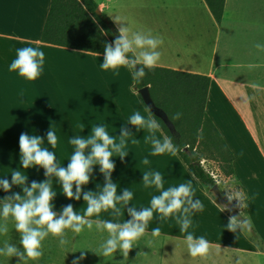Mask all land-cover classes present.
<instances>
[{
    "label": "crops",
    "instance_id": "1",
    "mask_svg": "<svg viewBox=\"0 0 264 264\" xmlns=\"http://www.w3.org/2000/svg\"><path fill=\"white\" fill-rule=\"evenodd\" d=\"M95 1L116 26L119 18L132 31H151L163 39L159 48L162 55L156 66L211 78L206 111L234 154L233 177L246 190L254 231L227 229L232 215L222 204L218 184L209 191L178 152L151 155L152 145L145 139L151 133L128 123L137 111L145 118L153 116L136 91L132 69L122 66L103 70V54L41 40L51 0H0V178L10 181L13 170H20L27 177V186L33 180L47 179L43 168L24 169L20 164L21 132L44 137L43 147L54 151L60 166L67 167L75 148L71 138H87L93 125H104L119 142L120 129L127 126L132 133L125 148L128 155L123 161L113 157L116 168L112 180L117 184L118 194L128 189L133 199L126 208L117 204L123 213L118 218L109 209L90 219L122 223L131 219L127 208L150 207L151 198L159 195L161 189L145 187L143 172L159 171L164 178V189L191 179L193 199H199L204 205L203 211L191 214L192 226L188 230L196 237H205L212 246L207 257L198 259L208 264L211 261L213 264H252L254 256L262 261L264 255L256 238L264 242V51H259L255 44H264V0H226L221 22L216 21L205 0ZM133 3L146 5L147 11L134 10ZM29 46L45 53L41 75L32 81L20 76L18 71H9L17 49ZM52 127L58 137L55 149L46 138ZM164 135L163 129L156 133L161 140ZM145 158L150 161L147 165L142 163ZM93 167L92 179L83 186L84 191H99L105 183L100 166ZM52 187L57 193L52 201L54 211L59 213L65 205L72 204L78 214H84L87 205L83 197L79 201L69 200L56 178H52ZM17 192L23 195L19 185H13L11 192L0 188V199ZM177 214L161 221L160 214L154 212L140 240L147 243L146 239L171 237L183 242L186 233L176 223ZM156 227L161 229L158 238L151 236ZM107 235L95 226L79 234L69 229L66 247L61 248L58 239L46 243L51 247H45L43 241V255L38 260H28L27 264H73L74 261L78 264H156L154 253L139 251L137 246L127 259L120 250L103 257L99 246ZM0 259L13 261L7 264L19 261L18 257L0 256ZM158 260H163V256Z\"/></svg>",
    "mask_w": 264,
    "mask_h": 264
},
{
    "label": "clouds",
    "instance_id": "2",
    "mask_svg": "<svg viewBox=\"0 0 264 264\" xmlns=\"http://www.w3.org/2000/svg\"><path fill=\"white\" fill-rule=\"evenodd\" d=\"M118 35L112 42L104 45L103 70H116L122 66L132 69V77L140 82L146 75L145 69H153L161 58L159 48L164 41L161 37L155 36L151 31H132L130 26L116 19ZM255 47L264 51V44L257 43ZM98 54L99 53H95ZM45 53L38 47H24L17 49L16 58L9 66V71H18L19 75L27 80L37 79L43 70ZM139 66V67H137ZM249 67H253L250 65ZM182 113L177 112L172 119L179 120ZM128 123L136 126L137 130L146 129L151 135L145 137L152 145L151 155H162L165 153L175 154L178 150L173 137L163 136V140L156 136L162 131L161 124L149 116L145 118L139 111L129 117ZM119 142L116 137L109 134L104 125H93L91 134L85 138L75 136L70 143L75 146L67 167L60 166L54 151L43 147L44 137L29 135L21 132L19 136L20 164L24 169L39 166L45 170L46 180L37 182L33 180L27 186V177L20 170H13L11 180L0 178V188L5 192H11L13 185L23 188V195L12 193L0 199V235H6L9 231V218L14 222V228L20 234L19 244L23 251L16 245L4 241L0 247V256L18 257V264H27L28 260H38L43 255V241L52 235L57 237L59 245L64 248L69 244L66 230L79 234L87 228L107 232V238L99 246L100 255L103 257L112 256L120 250L125 259L129 252L145 234L149 221L152 220L154 212L160 214L159 219L175 215L176 223L180 225V231L186 233L184 244L192 258L207 257L211 251L210 242L205 237H196L189 232L192 226L191 214L196 211H203L204 205L199 199H193L194 188L192 180L181 183L178 186L164 189V178L159 171L143 172V184L145 187L155 186L161 189L159 195H154L150 201V207L127 208L130 220L124 222H113L112 220L90 219L93 215L99 214L102 210H112L113 217H120L123 213L117 204L126 208L133 199V193L124 189L122 194L117 193V184L112 180V173L116 168L113 157L123 159L128 155L125 151L127 140L132 136L130 129L125 126L120 129ZM47 143L55 149L58 137L53 127L46 133ZM136 143L135 140L132 141ZM115 154V155H114ZM147 165L150 161L145 158L142 161ZM94 165H99V171L105 177V183L99 191H84L83 186L89 184L92 179ZM52 178L58 179L63 194L69 200L79 201L81 197L86 202L84 214H78L72 204L65 205L58 213L53 210L52 201L57 193L53 191ZM228 200H237V207L244 209L247 204L245 197L239 191H229ZM227 207V206H225ZM224 208L222 209V211ZM232 232L237 230L251 231V223L244 216L243 211L239 216L233 215L226 225ZM161 229L156 227L152 230L151 236L158 238ZM83 258V254L81 256ZM73 264H78L74 261Z\"/></svg>",
    "mask_w": 264,
    "mask_h": 264
},
{
    "label": "trees",
    "instance_id": "3",
    "mask_svg": "<svg viewBox=\"0 0 264 264\" xmlns=\"http://www.w3.org/2000/svg\"><path fill=\"white\" fill-rule=\"evenodd\" d=\"M205 1L216 21L221 22L226 0ZM118 34L117 26L99 9L95 0H51L41 40L63 47L104 54L105 43L112 42ZM145 72L146 75L140 82L135 81V86L137 89L149 86L156 105L167 113L175 125L176 132L172 133L164 120L150 111L161 124L165 134L173 137V142L178 146L177 152L191 172L209 191L217 184L216 178L203 165V158L196 150V145L200 144L205 147V151L210 150V153L217 157L224 174L233 177L234 154L206 111L211 78L161 66L145 69ZM177 112L182 113L181 118L172 119ZM243 192L246 195L245 189ZM211 193L217 198L213 192ZM222 204L224 207L227 206ZM225 209L232 216L240 215L229 210L228 206ZM244 216L250 221L248 207ZM251 230L254 231L252 223Z\"/></svg>",
    "mask_w": 264,
    "mask_h": 264
},
{
    "label": "rangeland",
    "instance_id": "4",
    "mask_svg": "<svg viewBox=\"0 0 264 264\" xmlns=\"http://www.w3.org/2000/svg\"><path fill=\"white\" fill-rule=\"evenodd\" d=\"M136 1V0H134ZM143 1V0H140ZM157 4V3H156ZM134 10L136 11H147L146 5L142 7V5L133 3ZM130 70V68H128ZM128 70V71H129ZM132 73V70H130ZM138 92V89L136 90ZM139 93V92H138ZM196 150L200 153L203 160L202 163L208 169L216 178L217 184H218V192L219 197L221 198L222 203L226 204L228 206V209L236 212L237 214H240L241 211L245 213V209H241L237 207L238 201L237 200H228V193L229 191H239L241 192L245 197V203H246V195L241 189L239 183L237 180L232 176H227L222 171V164L217 159V157L212 155L210 153V150L205 151V147H202L200 144L196 145ZM3 221L0 220V223ZM8 233L6 235H0V247L3 246V243L5 240H7L9 243H12L19 247L21 250L23 249V246L19 244V241L21 239L19 232L16 231L14 228V222L9 218L8 222ZM69 229L66 230L68 233ZM67 238V237H66ZM58 239L57 237H54L52 235H49L45 240V247L47 246L46 243L53 242L54 240ZM147 243H143L142 240L139 241V244L135 245L136 249L139 251H147V253L152 254L154 253L156 264H159L162 262V264H208V262L203 261L198 258H192L190 254L187 251L186 245L184 242H178L175 241L174 238L166 237L162 239H146ZM258 248L264 255V242L261 239L256 238ZM51 247V244H48ZM66 247V246H65ZM136 250V251H137ZM158 255V256H157ZM163 256V260H158V257ZM220 260V259H219ZM9 262L13 261H6L3 259H0V264H7ZM221 262L223 263L222 259ZM209 264H213V262H209ZM252 264H264V258L261 261V258L255 259L253 256L252 258Z\"/></svg>",
    "mask_w": 264,
    "mask_h": 264
},
{
    "label": "water",
    "instance_id": "5",
    "mask_svg": "<svg viewBox=\"0 0 264 264\" xmlns=\"http://www.w3.org/2000/svg\"><path fill=\"white\" fill-rule=\"evenodd\" d=\"M99 12V10H97ZM139 94L141 95L144 103L148 107V109L155 114L156 116L162 118L164 122L167 124V126L170 128L172 133L176 132L175 125L173 122L169 119L168 115L162 108L156 105L155 101L153 100L151 96V92L149 89V86H145L138 89Z\"/></svg>",
    "mask_w": 264,
    "mask_h": 264
}]
</instances>
